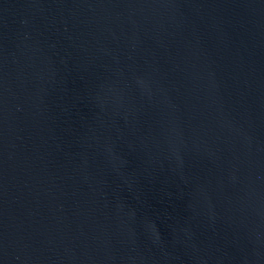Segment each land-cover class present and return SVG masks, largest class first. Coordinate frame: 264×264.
Instances as JSON below:
<instances>
[{
	"label": "water",
	"instance_id": "water-1",
	"mask_svg": "<svg viewBox=\"0 0 264 264\" xmlns=\"http://www.w3.org/2000/svg\"><path fill=\"white\" fill-rule=\"evenodd\" d=\"M0 264H264V0H0Z\"/></svg>",
	"mask_w": 264,
	"mask_h": 264
}]
</instances>
